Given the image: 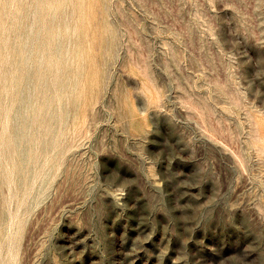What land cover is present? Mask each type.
<instances>
[{
	"label": "rangeland",
	"instance_id": "1",
	"mask_svg": "<svg viewBox=\"0 0 264 264\" xmlns=\"http://www.w3.org/2000/svg\"><path fill=\"white\" fill-rule=\"evenodd\" d=\"M0 13V264H264V0ZM32 23L21 155L13 71Z\"/></svg>",
	"mask_w": 264,
	"mask_h": 264
},
{
	"label": "bare ground",
	"instance_id": "2",
	"mask_svg": "<svg viewBox=\"0 0 264 264\" xmlns=\"http://www.w3.org/2000/svg\"><path fill=\"white\" fill-rule=\"evenodd\" d=\"M39 10H40V8H39ZM2 11V13L4 14V11L3 10H1ZM22 11L25 13V14H29V7H23V9H22ZM37 14V11L35 10L34 11V16ZM0 15H1V13H0ZM67 16L68 15H66L65 16V19H67ZM2 20V19H1ZM2 22V21H1ZM3 26V25H2ZM29 28H30V30L28 31V32H22L21 31V33L19 34V37H20V48H21V46H22V49H21V51L19 52V54H18V58H17V64H16V66H14V71H13V76H14V82H16V85H17V90H16V93H17V95H18V97H17V101L15 102L16 103V105H15V112H14V116H13V118H12V126H13V132H14V135H13V139H14V141H15V143H16V145H17V148L20 150V153H21V155L22 154H24V152L26 151V147L25 146H22V142L23 141H27L28 140V138L24 135L25 133H24V124L27 122V121H30V118H31V116L29 115V110H30V108L33 106V102H32V99H33V96H34V88H33V72H31L32 70H31V68H32V54H33V45H34V41H35V33H34V27H33V23L29 26ZM8 32V31H7ZM6 32V33H7ZM10 33V32H9ZM9 33H7L8 34V36H9ZM15 34H17L16 32H15ZM14 35V33L12 34V36ZM6 36V35H5ZM5 36L3 37V39L5 38ZM7 36V37H8ZM13 37H15V36H13ZM9 38V37H8ZM8 40V39H7ZM3 42H4V40H3ZM6 42V41H5ZM60 43H58V45H59ZM3 45H5V44H3ZM2 44H1V46H3ZM7 45H8V43H7ZM70 45V42L68 41V45L67 46H69ZM19 46V45H18ZM4 47V46H3ZM5 47H6V45H5ZM16 47V46H15ZM53 48V47H52ZM51 48V49H52ZM5 49H7V48H5ZM67 50H68V48H67ZM4 51H6L5 53H6V55H4V57H5V59H6V56L8 55V53H7V50H4ZM50 51V50H49ZM58 52H59V54L61 53V49H60V47H59V50H58ZM11 53H13V52H11ZM15 55V54H14ZM50 55V54H49ZM13 56V55H12ZM3 57V58H4ZM9 57V56H8ZM50 57V56H49ZM48 57V58H49ZM52 57V56H51ZM50 57V58H51ZM50 58H49V60H50ZM9 59V58H8ZM7 59V60H8ZM14 60V59H13ZM53 60V59H52ZM55 60H57V59H55ZM5 61V60H4ZM8 62H9V60H8ZM6 63V62H5ZM51 63V62H50ZM49 63V64H50ZM7 64H9V63H7ZM36 65V64H35ZM53 65V62H52V64H51V66ZM5 66V65H4ZM8 66V65H7ZM57 66V65H56ZM9 67V66H8ZM50 66H48V68H49ZM11 68V67H10ZM9 68V69H10ZM13 68V67H12ZM56 68V67H55ZM5 69H7V68H5ZM52 69V68H51ZM50 69V70H51ZM47 70V69H46ZM49 70V69H48ZM63 70V69H62ZM56 72V71H55ZM57 72H59V70L57 71ZM8 73V72H7ZM10 73H11V71H10ZM43 73H44V71H43ZM6 74V73H5ZM12 74V73H11ZM9 75V74H8ZM52 75V74H51ZM10 76H12V75H9V77ZM53 76H55V75H53ZM5 77L7 78V75H5ZM57 77V78H56ZM55 78L56 79H58V75L56 76ZM11 78V77H10ZM9 78V79H10ZM68 78H70V75H69V77ZM51 79V78H50ZM63 79V78H62ZM45 80V79H44ZM11 81V80H10ZM12 83V82H11ZM10 83V84H11ZM56 83H57V81L55 80V86H56ZM63 83V82H62ZM63 85V84H62ZM13 87V86H12ZM11 87V88H12ZM44 87V86H43ZM42 87V88H43ZM6 88V87H5ZM37 89V88H36ZM5 90V89H4ZM3 91V90H2ZM7 91V90H6ZM10 91V90H9ZM12 91V90H11ZM37 91V90H36ZM42 91V90H41ZM5 93V92H4ZM7 94H9L8 92H7ZM12 94L13 93H11V95H10V97L12 96ZM36 94V96H37V93H35ZM0 96H3L2 95V92H1V95ZM8 97V96H7ZM44 97V96H43ZM1 99V98H0ZM6 99V98H5ZM4 99V100H5ZM11 99V98H10ZM9 99V100H10ZM13 99V98H12ZM11 99V100H12ZM45 99V98H44ZM7 100V99H6ZM14 101H15V98H14ZM43 101V100H42ZM6 102V101H5ZM4 102V103H5ZM3 103V104H4ZM35 103H37V105H38V101L37 102H35ZM12 104V103H11ZM5 105V104H4ZM1 106V105H0ZM8 105H5V107H7ZM11 105H9V107H10ZM13 107H14V104L12 105ZM36 107H38V106H36ZM3 108H4V106H3ZM11 109H12V107H10ZM9 108V109H10ZM2 109V108H1ZM7 110V109H6ZM38 110V109H37ZM42 110V109H41ZM40 110V111H41ZM48 110H49V108H48ZM14 111V110H13ZM13 111H11L12 112V114H13ZM10 113V112H9ZM38 113V116H39V114L41 113H39V112H37ZM41 115V114H40ZM47 115H48V113H47ZM46 115V116H47ZM60 115V114H59ZM10 116H12L11 114H10ZM63 116V115H62ZM8 118H10V117H8ZM39 118V117H38ZM37 118V119H38ZM62 118V117H61ZM46 119H47V117H46ZM51 119V118H50ZM60 119V118H59ZM8 121H9V119H8ZM42 121V120H41ZM46 121V120H45ZM0 122H1V120H0ZM34 122V121H33ZM32 122V123H33ZM76 123H80L77 119H76ZM1 124V123H0ZM34 124V123H33ZM40 124V123H39ZM45 124V123H44ZM43 124V125H44ZM47 124V123H46ZM36 125V124H35ZM38 125V124H37ZM36 125V126H37ZM36 126L34 127V128H36ZM8 127V126H7ZM38 128V127H37ZM47 128V127H46ZM2 129V128H1ZM38 129H40V128H38ZM60 129H61V126H60ZM59 129V130H60ZM4 130H5V128H4ZM4 130H3V132H4ZM7 130H8V128H7ZM35 130V129H34ZM1 131V130H0ZM39 131V130H38ZM51 131H52V129H51ZM60 131H62V130H60ZM59 131V132H60ZM83 131H84V128L83 127H80L79 129H76L75 127H74V129L72 130V135H71V137L69 138V139H71L72 141H77V139L80 137V136H82V133H83ZM2 133V132H1ZM0 133V134H1ZM8 132H6V134H7ZM66 133V132H65ZM84 133H85V131H84ZM83 133V134H84ZM2 134H4V133H2ZM59 134V133H58ZM9 135V134H8ZM61 135V134H60ZM0 136H2V135H0ZM5 136V135H4ZM7 137V136H6ZM10 137V140H11V136H9ZM62 137V136H61ZM2 138H3V136H2ZM57 138H58V135H57ZM56 138V139H57ZM63 138V137H62ZM62 138H61V140H62ZM55 139V140H56ZM7 140V139H6ZM60 140V141H61ZM8 141H9V139H8ZM7 141V142H8ZM69 141V140H68ZM11 142V141H10ZM62 142V141H61ZM54 143V142H53ZM10 145H12L13 146V144H11V143H9ZM46 144V143H45ZM69 144V143H68ZM20 145L22 146L21 148H20ZM11 146V147H12ZM53 146H55V145H53ZM10 147V146H9ZM10 147V148H11ZM65 147V146H64ZM13 148V147H12ZM67 148H68V146H67ZM30 149V148H29ZM66 149V148H65ZM35 150H36V148H35ZM9 151V150H8ZM12 151V150H11ZM13 154H15L14 153V151L12 152ZM11 153V154H12ZM35 153H36V151H35ZM4 154V153H3ZM9 153L7 152V155H8ZM34 155V154H33ZM36 155V154H35ZM8 157V156H7ZM15 157H16V155H15ZM37 157V156H36ZM37 159V158H36ZM14 165L15 164H13V167H14ZM13 167H11V169L13 168ZM14 169V168H13ZM23 187H24V184H23ZM2 207V206H1ZM4 209V208H3ZM2 210V209H1ZM7 213V212H6ZM9 215V214H8ZM11 215V214H10ZM10 218H11V216H9ZM11 220V219H10ZM4 221H5V214H4V212L3 211H0V226L1 225H3V223H4ZM9 221V220H8Z\"/></svg>",
	"mask_w": 264,
	"mask_h": 264
}]
</instances>
